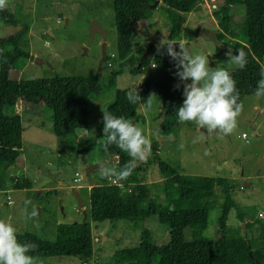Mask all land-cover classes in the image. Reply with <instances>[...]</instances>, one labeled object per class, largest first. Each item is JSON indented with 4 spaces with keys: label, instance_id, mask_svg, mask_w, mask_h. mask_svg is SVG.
I'll return each instance as SVG.
<instances>
[{
    "label": "rangeland",
    "instance_id": "374dc122",
    "mask_svg": "<svg viewBox=\"0 0 264 264\" xmlns=\"http://www.w3.org/2000/svg\"><path fill=\"white\" fill-rule=\"evenodd\" d=\"M215 2L220 5L222 0ZM205 3L208 4L209 0L187 15L180 43H187L186 47L193 54L206 56L210 67L234 71L238 68L225 62L229 47L216 39L219 27ZM5 9L27 25L19 47L28 53L29 58L20 69L9 71L10 79L81 76L87 81L88 91L86 128L64 138L55 135L57 122L51 118V110L29 104L17 106L22 127L21 156L14 165L4 167L0 220L11 222L17 236L31 233L48 241L55 239L58 224H90L93 252L85 263L72 257H48L34 264H120L118 252L139 246L142 228L124 220L91 222L87 216L88 186L99 176L100 164L110 168L117 165L111 153L101 151L103 139L97 137L98 126L103 111L112 103L114 90L137 89L143 81L149 68L143 74H132L134 64L130 60L149 44L157 47L161 40L165 41L169 23L161 9L151 11L146 26L133 39L135 46L130 56L119 60L115 51L112 0H6ZM231 15L232 25L238 32L243 22V10H233ZM15 29L0 24V37ZM201 30L207 33L200 34ZM191 32L194 38L189 35ZM109 54L113 57L108 59V67L105 58ZM2 63L6 65L7 61L4 59ZM261 65L264 69V58ZM149 66L152 68L151 64ZM94 78H98V83H94ZM178 91L181 106L183 86ZM240 102L244 105L243 111L237 117L235 130L228 135H221L218 131L208 134L194 122L179 121L171 134H160L162 112L157 98L138 107L133 123L155 146L157 158L178 173L226 178L232 184L230 200L233 206L228 210L225 224L228 230L234 231L233 236L246 238L248 231L244 224L259 217L264 219V98L246 95ZM241 135L245 138L242 139ZM79 139L89 143L84 154L77 152ZM152 153L151 150L148 158ZM147 159L137 161L135 167L144 166ZM91 166L93 168L87 174L86 170ZM141 173L147 183L159 180L155 164H150ZM20 177L31 183L30 189L11 186V179ZM221 202L220 196L217 206L208 213L206 228L198 235L200 238L213 240L218 237L217 217ZM25 208L28 212L35 208L37 215L27 220ZM238 214L242 215L243 223H240ZM144 225L157 245L168 241L166 226L158 224L154 218L148 219ZM190 239L187 230L184 240Z\"/></svg>",
    "mask_w": 264,
    "mask_h": 264
},
{
    "label": "trees",
    "instance_id": "16d2710c",
    "mask_svg": "<svg viewBox=\"0 0 264 264\" xmlns=\"http://www.w3.org/2000/svg\"><path fill=\"white\" fill-rule=\"evenodd\" d=\"M203 0H112L113 23L115 28V51L119 60L130 56L135 35L146 26L151 11L161 9L167 19V41L180 42L182 32L190 12L200 9ZM243 10V22L238 33L232 25L233 10ZM219 30L216 39L233 49H243L247 54V64L230 74L239 92V101L246 95H254L261 79L264 58V0H222L218 9L212 11ZM0 24L15 29L11 34L0 37V190L4 185L5 166L14 165L21 156L20 117L16 112L19 104L41 106L51 110V118L57 122L55 135L68 137L78 129L86 128L87 81L81 76L48 79L17 80L10 79L9 71L20 69L29 58L27 52L19 47V42L27 32L22 23L5 8L0 9ZM194 31V30H193ZM198 30L196 29L195 32ZM194 38L193 32L189 34ZM177 50L179 46L176 45ZM137 57L130 60L134 64L132 74H143L149 68L137 88L139 100L129 103L125 98L130 88L115 89L112 103L105 112L116 117H124L133 122L140 105L157 98L160 102L162 119L159 132L172 133L178 122L176 110L180 104V93L174 87L177 78L174 62L157 47L149 44L137 51ZM7 64L2 63L3 60ZM150 64L157 67L150 68ZM98 83V78H94ZM98 138L102 140L101 151L111 153L119 170L129 162L130 157L115 145L104 147L103 122L99 126ZM88 141L79 139L77 152L85 153ZM152 156L144 166H137L127 180L119 182L122 187L109 183L99 176L90 183L88 196V218L91 222L124 220L142 228L141 242L137 247L123 248L117 256L120 264H264V219L258 218L244 224L250 238L233 236L228 230L226 218L233 206L230 200L232 184L221 177L192 176L180 174L174 168L157 158V150L151 145ZM150 164L158 169L161 183H147L141 172ZM87 174H90L88 172ZM14 189H30L31 183L23 178L11 179ZM222 197L217 217L218 237L205 240L198 235L206 228L208 213L217 206ZM143 204V206H141ZM240 223L242 215L238 214ZM167 227V242L157 245L151 240V232L145 227L148 219ZM253 226H256L253 230ZM191 239L184 240L187 231ZM20 243L37 245L28 253L33 264L48 257H72L85 263L92 256L91 227L87 222L58 224L55 239H40L31 233L17 236ZM259 244V245H257Z\"/></svg>",
    "mask_w": 264,
    "mask_h": 264
},
{
    "label": "clouds",
    "instance_id": "9594fccd",
    "mask_svg": "<svg viewBox=\"0 0 264 264\" xmlns=\"http://www.w3.org/2000/svg\"><path fill=\"white\" fill-rule=\"evenodd\" d=\"M5 7L6 0H0V9ZM157 52L167 54L174 62L173 75L178 77V83L174 87L179 89L183 86V103L176 110L178 121L194 122L208 134L217 131L221 135L233 133L244 105L238 102L239 92L230 72L219 66L210 67L206 56L193 54L184 43L161 40L157 45ZM225 56V62L230 67L243 69L247 64V54L242 48L237 49L235 54L229 48ZM152 67L157 65L153 64ZM254 95L257 99L264 98V69ZM125 98L129 103L135 104L140 96L137 89H134L128 90ZM102 122L105 149L115 145L126 152L130 160L119 170L100 164L99 177L113 182L127 180L136 162L145 161L151 154V142L140 128L124 117H116L103 111ZM36 215L35 208L31 212L25 208L27 220ZM36 247L33 243H20L15 226L11 222L0 220V264H33V257L28 253Z\"/></svg>",
    "mask_w": 264,
    "mask_h": 264
},
{
    "label": "built area",
    "instance_id": "2783aa9c",
    "mask_svg": "<svg viewBox=\"0 0 264 264\" xmlns=\"http://www.w3.org/2000/svg\"><path fill=\"white\" fill-rule=\"evenodd\" d=\"M206 2V0H203V3ZM202 5V4H201ZM206 7H207V11L208 12H212V11H215V9L217 10L218 9V6H219V3L218 2H215V0H209V3L206 4ZM113 57V54H109L108 56H106L105 58V62H106V65L109 67L110 64L108 63V59ZM153 65V64H151ZM241 138L244 139L245 136L244 135H241ZM78 180V179H76ZM109 183L112 184V185H115V186H118V187H122V185L119 183V182H113V180L111 179H108Z\"/></svg>",
    "mask_w": 264,
    "mask_h": 264
},
{
    "label": "water",
    "instance_id": "95a60500",
    "mask_svg": "<svg viewBox=\"0 0 264 264\" xmlns=\"http://www.w3.org/2000/svg\"><path fill=\"white\" fill-rule=\"evenodd\" d=\"M95 28V27H94ZM96 29V28H95ZM201 34V33H200ZM195 43V42H194ZM185 46H187V43L185 44ZM102 53H103V56H102V59L104 58V51L102 50ZM256 134H258V133H256ZM93 168V166H91V168H88L87 170H86V173H88V171L89 170H91ZM74 195L77 197V194L76 193H74ZM79 200V199H78Z\"/></svg>",
    "mask_w": 264,
    "mask_h": 264
},
{
    "label": "crops",
    "instance_id": "0c3cea01",
    "mask_svg": "<svg viewBox=\"0 0 264 264\" xmlns=\"http://www.w3.org/2000/svg\"><path fill=\"white\" fill-rule=\"evenodd\" d=\"M214 22H215V20H214ZM200 33H203V34H205V33H207L206 31H204V30H201L200 31ZM147 41H149V40H147ZM181 41V40H180ZM135 44V43H134ZM152 45V44H151ZM154 46V45H153ZM156 47V46H155ZM90 171V170H89ZM88 171V172H89ZM79 178V177H78ZM80 179V178H79ZM73 181H74V179H73ZM158 182H160L161 181V179L159 178V180H157ZM89 188H90V185L88 186ZM74 193H76V192H74ZM87 216H88V214H87Z\"/></svg>",
    "mask_w": 264,
    "mask_h": 264
}]
</instances>
